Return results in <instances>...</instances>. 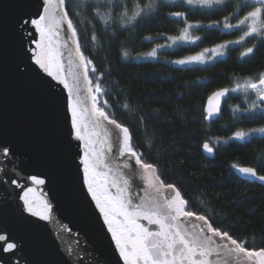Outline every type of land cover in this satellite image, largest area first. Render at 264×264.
Returning <instances> with one entry per match:
<instances>
[{
    "label": "trees",
    "instance_id": "16d2710c",
    "mask_svg": "<svg viewBox=\"0 0 264 264\" xmlns=\"http://www.w3.org/2000/svg\"><path fill=\"white\" fill-rule=\"evenodd\" d=\"M135 2L127 0L129 15ZM138 2L142 6L150 0ZM155 3V9L121 26L119 19L106 24L94 15L92 0H66L81 51L92 61L89 78L105 91L98 106L129 128L136 151L158 167L164 183L181 192L188 210L206 215L213 227L246 242L247 248H264V186L240 180L234 172V166H248L264 175V138L256 134L243 141L230 139L237 131L264 127L259 110L245 111L259 101L251 91L230 92L216 120L207 123L202 111L213 92L231 90L250 78L258 82L264 74V35L233 43L224 56L206 64L173 63L239 41V28L222 25L237 24L252 10L245 6L252 2L223 0L211 7L184 0ZM123 10L117 0L115 15ZM185 32L195 43L169 42ZM248 48L253 53L241 58ZM153 49L155 56H149ZM205 142L214 148L213 158L202 153Z\"/></svg>",
    "mask_w": 264,
    "mask_h": 264
},
{
    "label": "snow or ice",
    "instance_id": "6c2138e0",
    "mask_svg": "<svg viewBox=\"0 0 264 264\" xmlns=\"http://www.w3.org/2000/svg\"><path fill=\"white\" fill-rule=\"evenodd\" d=\"M92 2L95 5L94 15L106 24L119 19L121 26L132 24L157 7L155 0H150L142 6L136 0L129 15L127 0H118L124 5V10L117 17L115 15L117 0ZM194 2L209 6L213 3L222 4L223 0H187L189 4ZM245 6L251 7L252 10L247 12L238 25L225 23V28H239L250 21L249 31L245 33V37L252 34L264 35V0H253L251 4ZM41 7L42 12L38 11L34 16L21 18L20 29L22 32L27 31L29 36L34 35L31 28L39 33L40 39L36 42L38 51L34 50L32 59L43 73L57 82V84L49 82V88L54 89L58 85H63L64 89H68L66 110L71 114L69 135L82 142L83 156L79 159V165H82L83 184L101 213L123 264H264V248L249 249L245 246L246 242H239L228 231L213 227L206 215H197L188 210V202L182 197L181 192L173 184L164 183L158 167L145 162L142 154L136 151L129 128L110 118L105 108L98 106V98L104 96L105 91L100 82L93 86L89 78L88 66L92 61L81 51L77 41V29L65 11L66 0H41ZM102 8L106 11L101 12ZM172 15L180 17L182 14ZM180 39L187 40V37L182 35ZM188 42L195 43L194 40ZM240 42H226L173 63L206 64L224 56V49H227L230 43ZM253 51V48H248L241 58ZM65 53L68 58L69 75H72L76 82L75 95L73 89L69 87L67 78L61 79L64 73L61 61ZM207 53L210 55L206 56ZM155 54L156 50L153 49L148 55ZM73 66L75 72L71 71ZM80 69H83L82 74ZM81 75L86 82L84 87L87 96L82 95L84 89L80 87ZM96 80L99 81L100 77H96ZM237 91L254 92L260 103L253 101L245 111L251 113L259 110L261 118H264V74H261L258 83L250 78L245 80L243 85L237 84L231 90L225 88L214 92L209 97L205 118L211 119L218 114L221 100L230 92ZM89 99L90 108L86 106ZM104 104L106 105L107 101H104ZM253 133H259L260 138H264V127L254 128L250 132L237 131L230 139L243 141ZM202 147L204 152L214 153V148L209 142H205ZM234 170L251 180L264 183V175H257L252 167L234 166ZM31 179L36 185L44 183L34 176ZM137 181L142 185L139 189ZM12 183L21 187L16 180ZM32 191V188H28L20 196L25 209L32 216L49 221L50 205L44 203L38 206L35 199L30 196ZM140 192L143 194H139ZM3 239L4 237L0 236V240ZM76 244L79 248L80 241L77 240ZM14 246L9 243L4 251ZM67 254L70 258L78 255L77 250L71 246L68 247Z\"/></svg>",
    "mask_w": 264,
    "mask_h": 264
},
{
    "label": "water",
    "instance_id": "95a60500",
    "mask_svg": "<svg viewBox=\"0 0 264 264\" xmlns=\"http://www.w3.org/2000/svg\"><path fill=\"white\" fill-rule=\"evenodd\" d=\"M38 11H43L41 0H0V236L4 237L0 240V264H123L103 217L83 184L79 165L82 142L69 135L68 89L63 85L49 88V82H57L32 59L34 50L38 51L39 33L31 28L34 35L29 36L20 29L21 18L34 16ZM61 63V79L67 78L75 95L76 82L69 75L66 53ZM71 71H76L74 66ZM79 71L83 73V69ZM85 83L81 75L83 96L88 95ZM212 94L202 110L205 117ZM227 97L221 100L218 114L205 118L207 123L218 118ZM86 106L91 107L90 99ZM202 153L208 158L214 156L204 152L203 147ZM234 172L240 180L264 186ZM33 176L44 183L34 184ZM137 185L138 189L142 187L139 181ZM28 188L33 189L30 196L38 206L50 205L49 221L32 216L25 209L20 196ZM9 243L15 246L4 251ZM69 246L78 255L70 258Z\"/></svg>",
    "mask_w": 264,
    "mask_h": 264
},
{
    "label": "rangeland",
    "instance_id": "374dc122",
    "mask_svg": "<svg viewBox=\"0 0 264 264\" xmlns=\"http://www.w3.org/2000/svg\"><path fill=\"white\" fill-rule=\"evenodd\" d=\"M184 1H186L187 2V0H184ZM249 1H251V2H253V0H249ZM196 5L198 4V6H201V7H207V6H202L201 4H199V3H196V2H194ZM214 4H216V3H213V4H211V5H209L208 7H211V6H213ZM218 5V4H217ZM246 16V15H245ZM244 16V17H245ZM244 17L241 19V20H243L244 19ZM240 20V21H241ZM239 21V22H240ZM239 22L237 23V24H235V25H238L239 24ZM251 22L249 21V22H247L245 25H241L240 27H239V29L242 31V36H241V38H243V40L242 39H240L239 41H241L240 43H242V42H244L246 39H248V38H251V37H253V36H262V35H256V34H252L251 36H249V37H245V33L246 32H248L249 31V28H248V24H250ZM222 26H224L225 27V24L224 25H222ZM226 29H228V30H231V29H233V28H226ZM182 35H185L186 37H187V40H181L180 39V37L182 36ZM181 36H179V37H177V38H172V37H170V38H168L169 39V42L172 44V45H174V44H177V43H181V42H184V43H186V42H188V41H190L191 40V38H189L190 36H189V33L188 32H185V33H183ZM176 41L175 43L173 42V41ZM233 43H230L229 45H232ZM234 44H238V43H234ZM220 45V44H219ZM214 47H216V46H213V47H209V49H212V48H214ZM226 49H224V51H225ZM205 51V50H204ZM204 51H202V52H200V53H203ZM200 53H198V54H200ZM197 55V54H196ZM207 55H210V53H207L206 54V56ZM246 132V131H245ZM256 134H259V133H253L252 135H256Z\"/></svg>",
    "mask_w": 264,
    "mask_h": 264
}]
</instances>
